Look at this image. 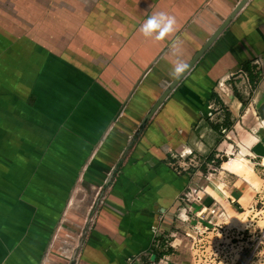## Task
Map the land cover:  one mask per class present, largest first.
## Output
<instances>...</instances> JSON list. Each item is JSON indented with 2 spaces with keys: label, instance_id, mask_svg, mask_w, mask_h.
<instances>
[{
  "label": "crops",
  "instance_id": "1",
  "mask_svg": "<svg viewBox=\"0 0 264 264\" xmlns=\"http://www.w3.org/2000/svg\"><path fill=\"white\" fill-rule=\"evenodd\" d=\"M239 2L0 0V264H193L165 249L189 188L226 212L256 202L251 170L225 164L246 150L264 165V0H249L135 136L160 96L135 113L155 73L186 65ZM159 10L176 29L145 38ZM81 189L97 191L85 215Z\"/></svg>",
  "mask_w": 264,
  "mask_h": 264
},
{
  "label": "rangeland",
  "instance_id": "2",
  "mask_svg": "<svg viewBox=\"0 0 264 264\" xmlns=\"http://www.w3.org/2000/svg\"><path fill=\"white\" fill-rule=\"evenodd\" d=\"M75 1L89 2L92 6L95 2L102 0ZM178 61L179 58H176L170 62L168 69L162 75L155 73L153 94L144 93L138 98L139 102L136 105L135 113L142 115L150 103L174 79L173 69ZM148 91L152 93L151 90ZM140 122L139 119L136 125L139 126ZM134 128L129 130H134ZM223 139H227V137L224 136ZM230 152L229 156L233 158H229L225 166L233 170L229 168L228 162L235 161L242 163V168L245 165V170L249 168L253 174L251 183L259 190L258 199L242 212H226L201 195L199 197L196 192L197 189L193 192V188H189L185 197L180 200L181 203L174 209L175 217L171 218L173 220L171 232L165 238L168 244L165 249L172 251L169 248L171 244H174L176 246H173L175 255L182 254L180 260H193V264H264V165L261 164L260 159L247 160L246 150H241V152L232 150ZM202 170L217 172L209 165H206V168ZM236 172L241 174L239 171ZM82 192L87 194L86 201H78L76 209L81 215H85L86 209L96 197L97 191L95 189H85L84 191L81 189L80 194L83 197L85 193L82 194ZM80 194L79 198H81ZM77 228L78 226H76ZM78 234H76L77 237ZM158 238H161V235ZM77 241L78 238H76ZM48 254L44 258H47ZM67 259L71 260V256L63 258V260ZM127 264L157 263L151 260H128Z\"/></svg>",
  "mask_w": 264,
  "mask_h": 264
},
{
  "label": "water",
  "instance_id": "3",
  "mask_svg": "<svg viewBox=\"0 0 264 264\" xmlns=\"http://www.w3.org/2000/svg\"><path fill=\"white\" fill-rule=\"evenodd\" d=\"M249 0H240V2L235 6L233 11L225 18V20L218 26V28L213 32V34L208 38V40L202 45V47L196 52L192 59L186 64V68L183 72L176 75V77L169 83V85L162 91L160 96L156 99L150 109L147 111L143 119L141 120L135 136H140L142 132L147 127L149 121L154 116V114L161 108L164 102L168 99L171 93L180 85V83L190 74L197 63L203 58L207 51L212 47L216 40L224 33L228 28L230 23L236 18L237 14L245 7ZM136 139V138H135ZM117 171V168L113 170V173ZM235 206L240 208L238 203Z\"/></svg>",
  "mask_w": 264,
  "mask_h": 264
},
{
  "label": "clouds",
  "instance_id": "4",
  "mask_svg": "<svg viewBox=\"0 0 264 264\" xmlns=\"http://www.w3.org/2000/svg\"><path fill=\"white\" fill-rule=\"evenodd\" d=\"M176 29V18L165 10H159L148 16L140 26L145 38L161 40L172 34ZM186 68L185 64L174 66L173 72L179 74Z\"/></svg>",
  "mask_w": 264,
  "mask_h": 264
},
{
  "label": "trees",
  "instance_id": "5",
  "mask_svg": "<svg viewBox=\"0 0 264 264\" xmlns=\"http://www.w3.org/2000/svg\"><path fill=\"white\" fill-rule=\"evenodd\" d=\"M250 74H251V76H252V79L254 78V74H253V72L252 71H250ZM231 124H232V122L231 121H228V122H226V123H224L223 125H221V124H216V125H214V127L216 128V130L217 131H219V132H221V128H222V126H226V127H229V126H231ZM145 258V257H144Z\"/></svg>",
  "mask_w": 264,
  "mask_h": 264
},
{
  "label": "bare ground",
  "instance_id": "6",
  "mask_svg": "<svg viewBox=\"0 0 264 264\" xmlns=\"http://www.w3.org/2000/svg\"><path fill=\"white\" fill-rule=\"evenodd\" d=\"M230 163H231V161L228 162V164H230ZM231 168L232 169L242 168V163L233 161L231 164Z\"/></svg>",
  "mask_w": 264,
  "mask_h": 264
},
{
  "label": "built area",
  "instance_id": "7",
  "mask_svg": "<svg viewBox=\"0 0 264 264\" xmlns=\"http://www.w3.org/2000/svg\"><path fill=\"white\" fill-rule=\"evenodd\" d=\"M213 114L211 113V116H212ZM224 130V132H226V130L225 129H223ZM193 192H195V190H193Z\"/></svg>",
  "mask_w": 264,
  "mask_h": 264
}]
</instances>
